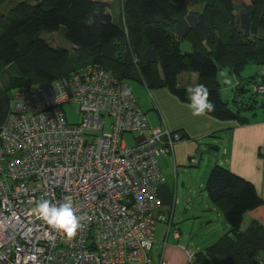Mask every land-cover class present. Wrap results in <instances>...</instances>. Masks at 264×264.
I'll return each mask as SVG.
<instances>
[{"label": "trees", "instance_id": "16d2710c", "mask_svg": "<svg viewBox=\"0 0 264 264\" xmlns=\"http://www.w3.org/2000/svg\"><path fill=\"white\" fill-rule=\"evenodd\" d=\"M184 39L191 41V50L181 49ZM248 64L258 65L259 71L239 76L233 88L250 94L234 95L228 102L222 97L218 71L228 68L240 75ZM86 69H98L105 74L100 78L127 84L143 111L130 80L165 94L178 92L186 103V89L203 84L215 106L209 115L249 123L258 110L264 111V0H0V129L15 111L17 91L65 83ZM67 102L71 101L60 105L63 117L68 123H79L68 120L63 107ZM146 119L148 128L134 131L135 142L125 141L127 146L136 144L138 133L150 135L154 128L162 132L157 140L162 147L167 146L169 135L182 137L174 141L171 151L157 153L160 166L159 156L173 154L175 145L189 137L183 128L170 129L163 118V125L154 127L147 115ZM127 132L133 131L123 135ZM189 162L199 160L193 154ZM160 171L163 179L156 187L155 212L161 215L167 214V205H173L174 191L161 166ZM0 178L12 182L3 173ZM206 190L225 214L229 229L205 248L194 250L190 264H260L264 223L253 218L243 224L248 211L264 204L254 183L218 157ZM160 220L168 221V216L157 223ZM153 246L154 242L148 250L150 264Z\"/></svg>", "mask_w": 264, "mask_h": 264}, {"label": "built area", "instance_id": "2783aa9c", "mask_svg": "<svg viewBox=\"0 0 264 264\" xmlns=\"http://www.w3.org/2000/svg\"><path fill=\"white\" fill-rule=\"evenodd\" d=\"M102 75L86 69L65 83L16 92L15 111L0 129V173L12 178H0V264L152 262L155 225L167 217L155 212L163 179L156 155L182 137L171 134L162 147L154 128L127 146L123 133L148 128L146 115L124 94L127 84ZM65 101L77 104L79 123L63 117ZM66 196L83 224L72 239L33 211L40 200L59 205ZM184 249L193 263L195 252Z\"/></svg>", "mask_w": 264, "mask_h": 264}, {"label": "crops", "instance_id": "0c3cea01", "mask_svg": "<svg viewBox=\"0 0 264 264\" xmlns=\"http://www.w3.org/2000/svg\"><path fill=\"white\" fill-rule=\"evenodd\" d=\"M155 96L157 98V109H155V111L158 113L159 118H163L168 127L172 130L183 128L186 135L189 137L186 141L184 140L175 145V152L173 154H162L159 156V163L167 177V183L171 187H174L176 193L179 191L177 186L178 165L187 166L185 160H189V156L193 155L194 150L211 153L212 151L207 152V150H219L221 147L220 144L227 142L228 145L224 144L223 150L222 148L219 150L220 160L228 164L230 169L235 173H239L243 175L242 177L252 181L257 191L264 197V115L258 113L254 117L255 119L253 118V121L246 124L218 120L209 114L203 117H194L187 107L188 103H180V101H178L177 104L170 106L167 101L168 99H166L167 96H165V92L159 89L155 90ZM171 100L173 101L176 99ZM176 108L179 109L180 116L176 114ZM154 113L155 112L152 113V116ZM262 114H264V112ZM143 134L142 132L138 133L136 138H142ZM209 145H216L217 147L214 148ZM173 165L176 179L175 183L172 185L171 167H173ZM184 184L185 182H183L182 185ZM162 192L163 196L166 197V190ZM209 199L214 202L210 197ZM173 201H175V198ZM192 201L193 199L191 198V202ZM177 204L178 197L176 199V204L167 205L168 229L166 233L162 230L156 238L154 237V243H156V245H154L153 248L156 250L153 253V264H160L162 258L167 261V264H187L188 256L184 247L186 246L194 250L190 245L187 246L188 244L182 242L184 237L183 232L173 227ZM209 204V206H213L212 203ZM219 209L213 207L217 216L221 217L222 213L221 209ZM247 214L250 216L248 217L247 223L256 217H261L260 220L264 223V204L248 211L245 214L244 222L246 216H248ZM208 219L210 221V219L213 218L208 217ZM228 229L229 224L226 225V230ZM213 241L214 240H211L207 245ZM191 243H193V240H191ZM206 246H203L201 241V244L197 247L203 249ZM260 264H264V259L261 260Z\"/></svg>", "mask_w": 264, "mask_h": 264}, {"label": "rangeland", "instance_id": "374dc122", "mask_svg": "<svg viewBox=\"0 0 264 264\" xmlns=\"http://www.w3.org/2000/svg\"><path fill=\"white\" fill-rule=\"evenodd\" d=\"M52 38L56 41H59L60 38L56 34H52ZM180 47L182 50H191L192 45L191 41L189 39L181 40ZM257 71H259V67L256 64H248L245 69L241 71L240 75H237L233 71L229 70L230 76L232 78V85L227 86L223 85L221 83V79L217 76V79L219 80L220 86H221V93L222 97L224 99H227L229 102V99L231 100L234 95H237V97L241 96H248L250 94V91H243L241 93H236L237 91L234 90L235 84L237 82V79L239 76H249L255 74ZM259 78V76H257ZM130 85L134 91L135 96L137 97L138 103L141 105V107L146 112V115L148 117V121L151 126H159L163 125V123L160 122V118L158 116V113L155 111L157 109L155 107V100H157L155 96V90L148 88L144 83L139 82L137 80H130ZM234 87V88H233ZM249 87L252 90H256V87L254 84H250ZM165 90H170L166 87H164ZM151 90V92H150ZM171 91V90H170ZM153 92V93H152ZM170 94H165L167 96L166 99L169 102V105L172 106L173 104H177L178 101L180 103H184L183 100L179 98V96L174 92H169ZM172 95V96H171ZM176 99V100H171ZM178 99V100H177ZM66 116L69 121L77 122L80 120V113L77 109V104L73 102H67L63 105ZM260 115L264 111L258 110ZM154 115L152 116V113ZM176 114L180 116L179 109L176 108ZM259 115V118H260ZM255 119V118H254ZM108 120H111L110 118ZM189 124V123H188ZM137 132H127L123 135V138H125V141L132 145L135 142V137ZM225 145H228L227 142H224ZM224 144H220V149L224 148ZM210 147H217L216 145H209ZM219 150H212L211 153H203L200 150H194L193 154L196 156V158L199 160V163L194 164L190 163L189 160H185L187 166L178 165V183L177 186L179 188L178 193L174 191V198L175 201H173V204H176V199L178 197V204H177V210H176V216H174V228L180 229L184 237L182 239V242L188 244L187 246H191L195 251L199 248L197 247L199 244H202L203 246H206L211 240H217L222 234H224L226 230V225H228V221L226 219L225 214L221 210V217L217 216L216 212L213 210V207L215 209H219L218 205L215 202H212L209 199L208 193L206 191V181L209 176V173L211 171L212 166L215 164V162L218 161V157L220 155ZM203 158V159H201ZM170 168V167H169ZM175 169L174 165L171 167V181L172 185L175 183ZM239 174V173H238ZM240 175V174H239ZM243 176V175H241ZM183 182H185L184 185ZM177 188V190H178ZM191 198L193 201L191 202ZM212 203L213 206H209ZM221 209V208H220ZM219 209V210H220ZM209 213V214H208ZM248 215V214H247ZM208 217H211L213 219H208ZM248 217L246 216L244 227L248 225ZM261 217H256L254 219L260 220ZM168 229V222L160 220L156 224V228L154 231V237L156 238L159 233L163 230L167 231ZM191 240H193V243H191ZM156 245V243H154ZM155 248H153L152 254L155 252ZM193 250V251H194Z\"/></svg>", "mask_w": 264, "mask_h": 264}, {"label": "clouds", "instance_id": "9594fccd", "mask_svg": "<svg viewBox=\"0 0 264 264\" xmlns=\"http://www.w3.org/2000/svg\"><path fill=\"white\" fill-rule=\"evenodd\" d=\"M217 76L223 85L231 86L233 81L228 68L218 71ZM188 105L194 117H203L214 111V103L209 99L211 93L203 84L190 86L186 89ZM131 94V89L124 93ZM64 203L56 205L49 200L37 202L34 213L44 221L51 229L62 232L68 239L74 238L78 230L82 228V218L75 214L71 197H64ZM142 246H148L149 241H142Z\"/></svg>", "mask_w": 264, "mask_h": 264}]
</instances>
